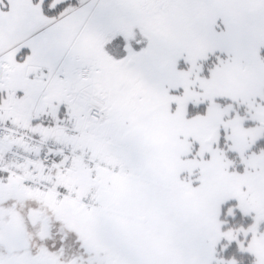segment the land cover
Wrapping results in <instances>:
<instances>
[{
  "label": "snow or ice",
  "instance_id": "obj_1",
  "mask_svg": "<svg viewBox=\"0 0 264 264\" xmlns=\"http://www.w3.org/2000/svg\"><path fill=\"white\" fill-rule=\"evenodd\" d=\"M0 264H264V0H0Z\"/></svg>",
  "mask_w": 264,
  "mask_h": 264
}]
</instances>
